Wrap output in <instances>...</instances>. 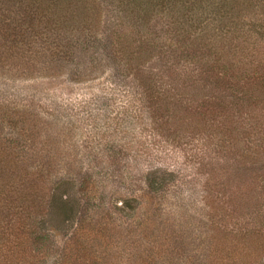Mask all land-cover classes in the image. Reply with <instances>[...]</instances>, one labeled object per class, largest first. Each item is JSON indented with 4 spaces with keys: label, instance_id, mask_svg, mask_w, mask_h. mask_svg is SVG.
Instances as JSON below:
<instances>
[{
    "label": "rangeland",
    "instance_id": "rangeland-1",
    "mask_svg": "<svg viewBox=\"0 0 264 264\" xmlns=\"http://www.w3.org/2000/svg\"><path fill=\"white\" fill-rule=\"evenodd\" d=\"M97 1L103 28L114 27V17L129 10L118 0ZM214 1L222 6V0ZM229 1L239 11L232 21L231 16L196 19L194 12L179 20L180 12L157 8L139 33L132 15L118 21L126 25L124 31L133 30L136 39L154 48L139 75L162 98L156 100L157 113L145 108V119L138 118L143 109L136 88H130L131 82L116 83L111 74L82 82L0 77V149L15 147L12 136L23 128L26 137L16 141L19 150L26 153L36 145L53 152L57 175L66 180L58 195L69 196L78 208L68 224L57 215L45 221L53 247L49 260L39 255L35 264H128L127 257L117 259L113 251L94 254L108 235H115L126 252L136 240L141 244L147 255L136 264H155L157 254L164 253L171 264H184L169 255L167 245L152 250L148 221L151 225L158 218L159 207L176 209L166 219L178 215L180 222L184 215L198 217L202 209L212 212L214 207L216 224L228 223L237 238L246 232L258 237L257 246L264 245V145L257 146L264 137V96L252 97L244 89L252 87L256 75L264 77V0ZM176 21L196 24L188 29L198 37L194 60L192 51L185 53L184 42L177 44L185 36L177 37ZM208 110L213 115L206 116ZM81 177L83 183L91 182L92 193L80 187ZM152 182L157 190L148 187ZM88 197L94 215L86 209L91 207ZM247 221L242 233L236 223L241 228ZM92 227L104 229L100 243L92 240ZM193 240L191 255L201 262L207 246ZM161 263L162 258L156 264Z\"/></svg>",
    "mask_w": 264,
    "mask_h": 264
},
{
    "label": "trees",
    "instance_id": "trees-1",
    "mask_svg": "<svg viewBox=\"0 0 264 264\" xmlns=\"http://www.w3.org/2000/svg\"><path fill=\"white\" fill-rule=\"evenodd\" d=\"M222 2L220 6L214 0H118L120 4L126 3L129 10L120 18L116 15L113 19L115 25L110 29L106 24L104 28L101 26L102 5L97 0H0V77L18 80L66 77L82 82L111 74L116 83L131 82L130 88H136L143 109L138 111V118L145 119L148 117L145 108L157 113L156 100L161 101L162 98V92L139 75L144 60L154 56V48L136 39L133 30L124 31L126 25L118 21L124 17L130 20L132 15L131 20H136L135 31L139 33L149 25L153 8L167 12L176 10L180 12L179 20L188 12L189 16L194 12L196 19L205 16L211 21L227 20L231 16L229 20L232 21L239 11L229 0ZM176 24L179 27L174 32H181L177 37L185 36L182 41L177 40V44L184 42L185 53L192 51L190 55L193 60L196 59L198 37H192L188 31L195 29V22L176 21ZM229 31L227 26L226 32ZM138 36L143 38V35ZM255 78L252 87L244 86V89L252 97L259 98V94L264 96V77L256 75ZM210 112L206 111V116L213 115ZM23 132L24 129L19 128L12 136L15 147L11 148L8 144L0 149V264H35L39 255L49 260L48 250L53 247V236L45 229V221L49 216L57 215L63 218V224H68L78 212L69 196L58 195L60 185L66 180L65 177H58V171L53 166V161L57 162L56 155L39 150L36 145L26 153L20 151L16 141L19 137H26ZM35 136L31 131L30 137ZM27 141L33 146L31 138ZM260 141L257 146L262 147L264 137ZM84 183L81 177L80 187L86 194L92 193L91 182L84 179ZM147 185L153 191L158 189L153 182ZM88 204L91 205L89 197ZM92 208V205L86 207L94 215ZM175 210L159 207V216L151 221V225L149 219L148 230L154 238L152 250L155 246L167 245L169 255L184 264H264V245H256L258 237L245 232L242 238H237L229 233L228 223H215L214 207L212 212L207 207V210L202 209L203 213H198V217L189 216V219L183 213L181 222L178 213L174 220L166 219ZM238 224L237 229L243 233L249 222L240 223L241 228ZM261 224L264 225V219ZM91 232L92 240L100 243L104 229L92 227ZM260 235L264 237V234ZM194 238L202 240L203 248L207 246L201 255V262L196 255H191L195 254ZM104 239V244L93 249L94 254L109 250L117 259L127 257L128 264L145 261L147 254L137 240L132 246L127 242L126 252L115 235ZM157 255L165 261L164 264L172 263L166 253ZM160 258L155 260V264ZM111 260L115 261V258L107 262Z\"/></svg>",
    "mask_w": 264,
    "mask_h": 264
}]
</instances>
